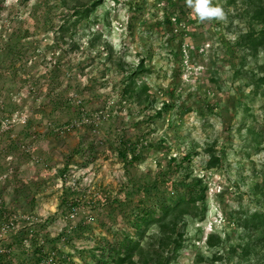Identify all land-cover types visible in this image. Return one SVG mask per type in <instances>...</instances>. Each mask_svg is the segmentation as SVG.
<instances>
[{
    "label": "rangeland",
    "instance_id": "rangeland-1",
    "mask_svg": "<svg viewBox=\"0 0 264 264\" xmlns=\"http://www.w3.org/2000/svg\"><path fill=\"white\" fill-rule=\"evenodd\" d=\"M211 3L0 0L4 264H264V0Z\"/></svg>",
    "mask_w": 264,
    "mask_h": 264
},
{
    "label": "trees",
    "instance_id": "trees-1",
    "mask_svg": "<svg viewBox=\"0 0 264 264\" xmlns=\"http://www.w3.org/2000/svg\"><path fill=\"white\" fill-rule=\"evenodd\" d=\"M89 10L86 9L85 12H76V15L82 13H88ZM253 20H255L258 24L262 26L260 32L258 34L246 33L244 36L240 38L239 45L242 47H245L246 50H249L251 52H257L259 49H264V6L259 5L256 7L255 11L253 12ZM263 82V79H260V83ZM135 152V150H134ZM137 156H133L131 159L132 161H135ZM189 156H186L185 159L189 161ZM148 192L149 190L146 189ZM205 197L204 194L201 193L200 196L194 197L192 194H190L189 197H180L176 204L174 205H166L163 204L157 206L159 215L155 218V215L152 212L151 214H143L141 217V222L137 224V227H139L142 223L148 224L150 222L153 223H161L165 220V218L173 213H180V214H186L187 211L193 207H195L196 203L198 201L204 202ZM154 215V216H153ZM193 215L196 216V213L193 212ZM122 248L128 249V252H132L135 249V245H125ZM131 253H127L126 256L130 257ZM5 254L0 255V264H4L6 262Z\"/></svg>",
    "mask_w": 264,
    "mask_h": 264
},
{
    "label": "clouds",
    "instance_id": "clouds-1",
    "mask_svg": "<svg viewBox=\"0 0 264 264\" xmlns=\"http://www.w3.org/2000/svg\"><path fill=\"white\" fill-rule=\"evenodd\" d=\"M187 5L194 10L201 21L225 19V12L219 4L213 5L211 0H186Z\"/></svg>",
    "mask_w": 264,
    "mask_h": 264
},
{
    "label": "built area",
    "instance_id": "built-area-1",
    "mask_svg": "<svg viewBox=\"0 0 264 264\" xmlns=\"http://www.w3.org/2000/svg\"><path fill=\"white\" fill-rule=\"evenodd\" d=\"M5 228H9V226L7 225V226H5ZM4 254H6L5 250L0 249V255H4Z\"/></svg>",
    "mask_w": 264,
    "mask_h": 264
}]
</instances>
